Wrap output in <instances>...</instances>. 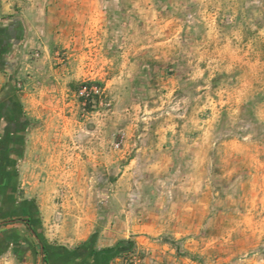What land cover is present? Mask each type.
Returning a JSON list of instances; mask_svg holds the SVG:
<instances>
[{"label": "rangeland", "instance_id": "rangeland-1", "mask_svg": "<svg viewBox=\"0 0 264 264\" xmlns=\"http://www.w3.org/2000/svg\"><path fill=\"white\" fill-rule=\"evenodd\" d=\"M89 8L106 29L32 39L0 91L25 121L9 196L54 263L123 242L109 264H264V0ZM84 82L102 84L91 107ZM0 264H45L24 224L0 221Z\"/></svg>", "mask_w": 264, "mask_h": 264}, {"label": "crops", "instance_id": "crops-1", "mask_svg": "<svg viewBox=\"0 0 264 264\" xmlns=\"http://www.w3.org/2000/svg\"><path fill=\"white\" fill-rule=\"evenodd\" d=\"M82 1L85 7L79 10L59 11L52 8V0H0V45L10 43L0 55V63L10 66L24 48L31 45L32 39L40 35L48 36L59 30L70 32L66 42L70 45L76 42L75 32L79 30L106 29L109 23L105 21V13L91 10L90 0ZM117 25L113 23L110 27L116 30ZM10 82L9 69L0 66V91L8 89Z\"/></svg>", "mask_w": 264, "mask_h": 264}, {"label": "flooded vegetation", "instance_id": "flooded-vegetation-1", "mask_svg": "<svg viewBox=\"0 0 264 264\" xmlns=\"http://www.w3.org/2000/svg\"><path fill=\"white\" fill-rule=\"evenodd\" d=\"M24 127L23 115L15 105H0V221L3 224H24L40 250L41 243L31 205L25 200H14L9 196L15 189L13 160L21 154Z\"/></svg>", "mask_w": 264, "mask_h": 264}, {"label": "trees", "instance_id": "trees-1", "mask_svg": "<svg viewBox=\"0 0 264 264\" xmlns=\"http://www.w3.org/2000/svg\"><path fill=\"white\" fill-rule=\"evenodd\" d=\"M10 43H4V45H0V55L5 53V51L8 49V46ZM0 66L4 69H7V65L5 63H0ZM80 86L85 87L87 91H89V99L88 102L85 104L88 107H91V101L95 100L97 98V94H95L94 91L91 90L92 86H96V88L101 89L102 84L99 82H84L80 84ZM6 89V90H5ZM4 91L7 92L8 95H12L15 91V88L10 86L8 89L5 88ZM30 231L31 228H29ZM38 239L40 240L41 247H40V255L42 256V261L45 264H55L54 263V257L56 248L47 247L42 239L41 236H38ZM82 247L84 248L83 252H75L73 254H68L67 260L64 262V264L70 263L73 260L81 259L83 256L87 255V253L94 254L96 256V261L92 264H109L111 259L118 258L123 252H126L130 250V247L123 244V242L117 243L112 248L103 249L99 252H95L94 249L90 246L89 243H83ZM65 256V254H63ZM63 264V263H62Z\"/></svg>", "mask_w": 264, "mask_h": 264}, {"label": "built area", "instance_id": "built-area-1", "mask_svg": "<svg viewBox=\"0 0 264 264\" xmlns=\"http://www.w3.org/2000/svg\"><path fill=\"white\" fill-rule=\"evenodd\" d=\"M91 90L94 91L95 93H97L98 91L96 87H92ZM82 91L83 93H85L87 90L85 87H83ZM125 264H141V260L140 259H129V260H126Z\"/></svg>", "mask_w": 264, "mask_h": 264}]
</instances>
